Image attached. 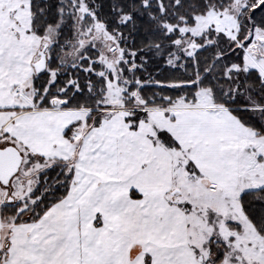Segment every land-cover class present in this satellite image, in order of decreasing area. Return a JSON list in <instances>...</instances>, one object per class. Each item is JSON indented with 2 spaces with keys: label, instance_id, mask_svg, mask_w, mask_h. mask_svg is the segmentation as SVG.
Returning a JSON list of instances; mask_svg holds the SVG:
<instances>
[{
  "label": "crops",
  "instance_id": "0c3cea01",
  "mask_svg": "<svg viewBox=\"0 0 264 264\" xmlns=\"http://www.w3.org/2000/svg\"><path fill=\"white\" fill-rule=\"evenodd\" d=\"M30 26L29 0H0V137L6 140L0 149L13 147L19 152L15 143L22 158L21 151L42 157L46 163L72 158L78 167L81 158L76 153L83 154L89 146L103 157L83 163L73 173L67 194L37 221L0 224V253L5 250L0 264H127L139 262V257L142 264H203L199 258L204 257V248L195 254L186 238L189 213L168 198L180 192L173 190L169 178L177 160L175 153L186 154L196 174L211 183V191L223 198H239L245 191L264 187V154L259 149L264 136L241 125L229 109L211 102L149 110L146 120L135 128L130 127L127 114L110 111L103 114L98 126L67 139L68 127L85 124L82 111L29 109L14 94L32 73ZM139 130H151L145 133L148 145L158 135L160 142L149 147H158L169 159L172 156L163 177L157 178L142 160L133 157L134 146L124 148V133L129 141H136ZM161 134L169 136L177 148L163 141ZM229 222L237 223L228 221L227 226ZM244 223L250 230L247 238L244 225L238 223L240 231L228 228L236 233L229 235L231 250L243 244V264H264V238ZM171 246H180L182 251L172 253ZM206 256L213 264V254ZM236 261L235 256H225L220 264H242Z\"/></svg>",
  "mask_w": 264,
  "mask_h": 264
},
{
  "label": "trees",
  "instance_id": "16d2710c",
  "mask_svg": "<svg viewBox=\"0 0 264 264\" xmlns=\"http://www.w3.org/2000/svg\"><path fill=\"white\" fill-rule=\"evenodd\" d=\"M82 1L106 31L118 39L126 60V63H121L124 76L142 84L138 93L146 108H169L179 100L194 105L197 93L205 90L214 105L229 109L241 125L257 136H264V80L258 70L244 69V48L251 43L255 29L264 30V0H248V8L238 17L235 38L221 32L208 31L195 39L202 47L191 57L179 52L175 43L180 38L177 29L169 33L163 25L165 16L159 4L167 6L174 0H151L147 4V0ZM231 1L201 0L204 7H223ZM192 2L194 0L183 3V7ZM60 8V0H30L31 34L41 37L47 28L56 26L61 20ZM191 11L190 8L189 12ZM189 22L192 23V20ZM72 37V19L67 18L57 31L55 52L58 54L59 48L71 41ZM205 42L211 44L204 46ZM96 55L95 51L90 50L88 58L65 71L53 56L49 69L59 70L60 73L47 89L48 72L45 69L35 70L33 87L37 92L36 99L47 90L46 99L38 109H51L48 99L58 96L65 101L62 106L64 109L90 110L85 126H98L103 116L100 112L102 107L98 103L103 99L105 81L97 76L102 67L96 61ZM175 56L178 59L171 63ZM133 65L134 70L130 74L127 67ZM234 66L237 67L236 70L232 69ZM70 81L73 84L66 88ZM64 88L66 89L61 94L60 91ZM136 89L135 82L128 87V91ZM137 122L138 120L133 121L134 127ZM80 127V124L71 125L64 136L70 139L76 128ZM169 145L177 148L175 143ZM33 159L43 161L42 157L31 155L30 160ZM72 177L73 168L69 162L54 161L39 173L37 186L24 204H1L0 224L8 226L37 221L51 205L67 194ZM239 203L255 232L264 238V187L243 192ZM23 205L26 206L25 209ZM228 226L236 231L241 229L234 222H229ZM212 239L213 237L204 246H210ZM215 247L210 249L214 256L213 264H220L227 248H222L224 252L221 253ZM4 251L3 248L0 254ZM195 253L199 254L198 251Z\"/></svg>",
  "mask_w": 264,
  "mask_h": 264
},
{
  "label": "rangeland",
  "instance_id": "374dc122",
  "mask_svg": "<svg viewBox=\"0 0 264 264\" xmlns=\"http://www.w3.org/2000/svg\"><path fill=\"white\" fill-rule=\"evenodd\" d=\"M150 1L151 0H147L145 4ZM181 1L188 2L189 0H174L172 3H168L167 6L159 4V7L165 16L163 25L167 28L169 33H172L177 29L180 38L175 43L179 48V52L187 57L193 56L194 53L202 47V45H199L195 39L208 31L221 32L228 37L235 38L238 31V17L242 14V11L249 6L248 0H232L223 7H217L215 5L204 7L201 0H194V2L188 6L183 7V3L185 2ZM257 2H259V0ZM60 3V22L56 26L47 28L44 35L41 37L32 34V73L28 81L14 92L17 98L26 101L29 109H38L43 101H45L47 95V90H45L42 96L36 99L37 92L33 87L35 64L43 59L44 69L48 72V80L46 84L47 89V87L55 81L58 73H60L59 70L53 71L49 69V63L53 56L58 60L61 69L65 71L69 67L77 66L82 59L88 58L90 50L97 53L96 61L102 67V70L97 73V76L102 77L105 81L103 99L98 103V105L102 107V110H100L102 114L108 115L110 111L125 113L128 115L127 120L130 121V127L133 128V121H145L147 111L149 110L179 109L193 106V104L179 100L169 108H146L138 93V88L141 87L142 84L137 80L132 81L131 77L126 78L124 76V69L121 66V63H126V60H124V51L120 48L118 39L106 31L103 24L97 21L94 14L87 9V6L82 0H60ZM190 8L192 9L191 12H189ZM67 18L72 19L73 37L71 41L59 48L57 54L54 49L55 38L58 29ZM190 20H192V23L189 22ZM209 44L211 43L205 42L203 45L205 46ZM244 53V69L258 70L264 80V30L255 29L253 31L252 41L244 48ZM177 59L178 56H175L171 63L176 62ZM127 69L131 74L134 70V65L127 67ZM232 69L236 70L237 67L234 66ZM132 82H135L137 89L134 91H128V87ZM72 84L73 81L68 82L66 88ZM66 88L62 89L60 93L62 94ZM48 100L51 110H64L62 106L65 104V101L60 100L58 96L51 97ZM210 103L211 100L208 98L207 92L205 90H200L196 95V102L194 105L206 106ZM212 105L216 106L214 104ZM79 111H82L83 114L86 115V118L91 112L88 109H79ZM138 122L135 124V127ZM84 125L78 129L76 128L70 136V140L76 139L79 133L85 131L87 127ZM171 125L173 124L171 123ZM174 125L176 124L174 123ZM88 127L91 128L93 126L91 125ZM151 130L154 132L153 129ZM151 130H144L142 133L139 130L138 133L140 135L137 136L138 139L136 138V141H133L132 138L129 141L128 135L124 133L123 143L124 148L128 147L127 145H129V147L134 146V151L130 150V153L133 154V157L140 161L142 160L141 162L145 163V169L147 168L150 173H153V175L158 178L164 176L163 170L164 172L166 171L165 167H167L168 170V161L170 163L172 156L169 159V154L159 150L158 147L154 149L149 147L150 144L151 146L153 145L152 143L160 142L161 139L158 138V135L154 136L153 142L149 140V145L144 142L146 139L145 133L151 132ZM143 134L144 136H142ZM160 136L163 141L173 143L169 136L165 134H161ZM4 138L5 137L3 136L0 137V146L5 143L6 140ZM261 141L262 144L259 149L260 153L264 154V137L261 138ZM13 145H15L20 152V147L15 143H13ZM95 152L96 150L92 151L91 146H89L83 154L80 153V155H77L76 153V156L81 158V161L80 166L78 167L77 162H73L72 158L70 159L69 163L72 164L71 167L73 168V173L79 168H82L83 163H87V160L91 161L92 159L95 160L103 157L101 152ZM21 153H23L21 165L18 171L9 180L10 182L8 186H4L0 183V206L2 203L5 204L9 202H22L24 204V202L29 199L31 192L37 186L39 173L50 167L53 163H46L45 160H30V156L33 154L26 155V153L22 151ZM175 154H177V160L176 162L174 161L175 165L173 164V168H171L172 173L169 178L171 177L170 179L173 190H179L180 192L176 193L174 196H169L168 198L172 199L171 201L174 202L173 205L180 206L184 212L186 211V213H189L185 217V224H188L186 238L189 240V247L192 246L194 252L197 249L200 250L204 248L202 252L204 257L201 255L199 258V261L203 264H211V261H206V254H211L212 251L210 249L213 246H216V250L218 249L217 251L221 253L224 252L222 248H227L225 256H235V259L237 260L236 262L243 264V255L241 251H244L245 246L243 244H236V246H234L235 251L231 250L229 235H234L236 233L235 231H228L229 226H227V222L236 221L242 226L244 225V234L246 238L249 237L250 230L244 223V220L248 223L253 232L255 230L245 217L244 220L240 218L239 208L241 206L238 202L239 198H223L222 195L211 191V188L209 187L211 183L196 174L194 168L188 163L186 154ZM155 165L156 169H153V166ZM261 166L262 164H260V167ZM157 169L159 171H157ZM95 170L99 172V169H94L93 172ZM8 195L11 199L9 200L8 198L5 200V197ZM25 208L26 206L23 205V209ZM220 233L223 236H221ZM254 233L256 234V232ZM157 234H159V231H156V235ZM173 234H176V231L173 230ZM252 235L251 232V236ZM256 235L258 236V234ZM173 237H179V234L173 235ZM208 237L209 239L213 237L211 243L212 247L211 245L209 246V244L208 246H203ZM237 238L239 240L242 239L239 237ZM155 248H158V246ZM170 249L172 253H180L182 251V247L180 246H171ZM192 250L190 249L189 252H192ZM138 261L139 262L137 263L134 261H128L127 264H142V257H139ZM96 264L100 263L96 262Z\"/></svg>",
  "mask_w": 264,
  "mask_h": 264
},
{
  "label": "water",
  "instance_id": "95a60500",
  "mask_svg": "<svg viewBox=\"0 0 264 264\" xmlns=\"http://www.w3.org/2000/svg\"><path fill=\"white\" fill-rule=\"evenodd\" d=\"M35 70L44 69L43 59L34 65ZM22 162L20 153L13 147L0 149V183L7 185L11 177L18 171Z\"/></svg>",
  "mask_w": 264,
  "mask_h": 264
}]
</instances>
